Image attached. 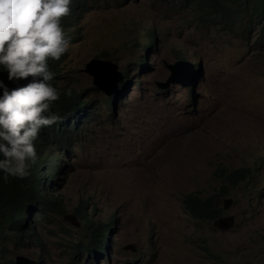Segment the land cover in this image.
I'll return each instance as SVG.
<instances>
[{
	"label": "rangeland",
	"instance_id": "rangeland-1",
	"mask_svg": "<svg viewBox=\"0 0 264 264\" xmlns=\"http://www.w3.org/2000/svg\"><path fill=\"white\" fill-rule=\"evenodd\" d=\"M184 6L93 0L69 26L59 86L82 89L97 107L86 108L67 167L49 189L63 211H35L32 233L8 228L0 264L18 256L36 264H264V24L237 0H226L228 24L213 15L206 25ZM152 29L157 49L141 70L132 63ZM179 58L201 66L194 90L159 86ZM93 59L122 74L116 104L86 73ZM239 169L250 176L229 184ZM191 193H220L216 207L234 218L232 228L193 220L183 204ZM82 202L96 224H112L109 260L80 253L92 242L77 214Z\"/></svg>",
	"mask_w": 264,
	"mask_h": 264
},
{
	"label": "clouds",
	"instance_id": "clouds-1",
	"mask_svg": "<svg viewBox=\"0 0 264 264\" xmlns=\"http://www.w3.org/2000/svg\"><path fill=\"white\" fill-rule=\"evenodd\" d=\"M72 3L73 0H0V73L5 74L0 79V178L4 180H22L30 175L29 170L38 158L34 142L42 129L59 119L52 107L60 90L50 83L55 74L49 70L48 62L59 60L69 48L61 21L69 15ZM138 43L140 51L141 42ZM141 46L143 52V41ZM156 49L154 31L147 53ZM179 63L185 65L178 67V78L186 83L178 82L168 88L182 85L194 90L203 76L200 64L179 58L167 65L168 79L172 75L170 66ZM5 80L16 86L9 87ZM92 102L96 109L97 103Z\"/></svg>",
	"mask_w": 264,
	"mask_h": 264
},
{
	"label": "trees",
	"instance_id": "trees-1",
	"mask_svg": "<svg viewBox=\"0 0 264 264\" xmlns=\"http://www.w3.org/2000/svg\"><path fill=\"white\" fill-rule=\"evenodd\" d=\"M93 1V0H91ZM90 1V2H91ZM98 1V0H97ZM103 1V0H101ZM238 4L245 10H248L252 15H257L261 18L264 24V0H237ZM89 2V3H90ZM181 4L201 20H206V23H212V16L220 17L228 24L231 20H226L229 17V9L226 6V0H180ZM87 0H73L70 5V13L62 18L61 25L66 37L69 39L70 25L74 26L79 17L87 12L89 5ZM151 34H148V32ZM143 31V53L144 57L136 58L133 65H138L142 70L146 68V54L150 50V38L154 35V31ZM264 31V27H263ZM74 40V38H73ZM136 53L139 52V43L136 42ZM105 57L112 58L109 53L104 54ZM66 58V52L59 60H50L49 70L55 75L50 83L60 90V97L54 102L52 111L55 112L59 119L55 124L41 130L37 140L34 142L37 151V161L30 168V175L24 179H15L9 177L7 180L0 178V243L5 244L8 239L7 229L18 228V234L32 233L35 230V222L31 215L35 211L39 214H45L46 211L60 213L63 211L62 201L50 194L49 189H53L55 181L62 177V171L67 167L68 153L71 147L68 141L72 142L74 137L79 135V124L82 121L81 117L86 115V108L92 109L93 100L88 99V94L82 89H67L59 86L61 64ZM4 73H0V79H3ZM9 87L16 85L5 80ZM20 84L26 81H20ZM126 84L122 87V89ZM70 90V93L65 92ZM108 104H116V96L107 98ZM95 109V108H93ZM90 118L95 115V110L89 112ZM86 122H84L85 124ZM251 172L248 169H239L227 174L229 184L234 186L244 182ZM227 192V187L222 188V193ZM221 198L220 193H214L210 196L203 197L198 193H191L184 197V208L186 212L195 221L213 222L225 215L224 210L216 207V202ZM77 214L83 226L91 234V244L80 251L89 253V256L95 258L106 254V259L109 260V249L112 237V224L95 222L93 214H88L86 203L82 202ZM31 230V231H27ZM206 248L209 249L208 246ZM210 251V250H206ZM93 261V260H92ZM94 261H97L95 259ZM93 263V262H92Z\"/></svg>",
	"mask_w": 264,
	"mask_h": 264
},
{
	"label": "water",
	"instance_id": "water-1",
	"mask_svg": "<svg viewBox=\"0 0 264 264\" xmlns=\"http://www.w3.org/2000/svg\"><path fill=\"white\" fill-rule=\"evenodd\" d=\"M180 65H185L182 63L176 64L175 66H170L172 75L167 80L166 83L160 84L162 88H168L171 84H177L181 82L186 83L185 79H180L178 74V67ZM86 73H88L92 78L94 85L107 95H115L118 90L117 84L121 81L122 74L118 71L117 66L111 61H102L99 59L91 60L85 68ZM215 226L221 230H228L234 225V218L232 217H221L214 221ZM15 264H36L34 261L24 257H16Z\"/></svg>",
	"mask_w": 264,
	"mask_h": 264
},
{
	"label": "bare ground",
	"instance_id": "bare-ground-1",
	"mask_svg": "<svg viewBox=\"0 0 264 264\" xmlns=\"http://www.w3.org/2000/svg\"><path fill=\"white\" fill-rule=\"evenodd\" d=\"M102 254H104V253H102Z\"/></svg>",
	"mask_w": 264,
	"mask_h": 264
}]
</instances>
